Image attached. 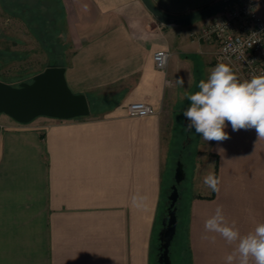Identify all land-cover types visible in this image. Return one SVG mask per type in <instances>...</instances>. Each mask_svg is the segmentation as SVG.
Segmentation results:
<instances>
[{
	"label": "crops",
	"instance_id": "crops-1",
	"mask_svg": "<svg viewBox=\"0 0 264 264\" xmlns=\"http://www.w3.org/2000/svg\"><path fill=\"white\" fill-rule=\"evenodd\" d=\"M149 1L182 16L220 0ZM0 19L23 23V45L39 46L24 55L62 64L68 87L90 103L88 115L72 118L0 117V264H156L174 109L190 104L197 65L218 63L215 44L202 37L205 19L163 24L141 0H0ZM157 49L170 53L164 69L154 64ZM132 101L152 112L128 115ZM225 130L227 141L204 140L205 176L211 162L221 184L217 193L194 179L188 264H226L234 250L204 228L217 206L241 235L264 223V139L255 129Z\"/></svg>",
	"mask_w": 264,
	"mask_h": 264
},
{
	"label": "clouds",
	"instance_id": "clouds-1",
	"mask_svg": "<svg viewBox=\"0 0 264 264\" xmlns=\"http://www.w3.org/2000/svg\"><path fill=\"white\" fill-rule=\"evenodd\" d=\"M175 83L182 87L185 80L180 77ZM198 89L187 96L190 106L183 111L188 121L185 131L191 133L195 129L207 142H224L230 139L225 130L230 125L232 132L255 129L258 139H264V74L241 81L228 64L217 63L209 70L207 79L199 81ZM217 151L224 153L225 150L218 147ZM203 183L213 192L220 191L221 180L214 173L206 175ZM204 228L218 233L227 244L236 245L225 257L226 264H264V223L241 235L235 221L232 224L226 221L223 206H217Z\"/></svg>",
	"mask_w": 264,
	"mask_h": 264
},
{
	"label": "rangeland",
	"instance_id": "rangeland-1",
	"mask_svg": "<svg viewBox=\"0 0 264 264\" xmlns=\"http://www.w3.org/2000/svg\"><path fill=\"white\" fill-rule=\"evenodd\" d=\"M210 16L205 17V21ZM4 18V17H3ZM3 19H0V22ZM25 36V28L23 23H0V80L7 82L12 85H18L21 81H30L32 76L42 71L47 65L57 62L56 60L44 59L41 54H30L31 58H27L23 50L26 49H37L39 46L29 45L25 43L23 45L22 40ZM24 42V41H23ZM47 45V44H46ZM51 45V44H50ZM31 48H30V47ZM52 46V45H51ZM54 46V45H53ZM54 48V47H53ZM214 67H210L212 69ZM209 70H201V67H196V83L193 91L189 93L193 94L198 91V84L201 79H207ZM241 81L244 80L238 75ZM188 106H179L174 109L172 119L173 142L167 153L165 159V172L163 176V188L165 194L162 199V203L159 205L157 213V224L154 230V245L155 258L158 245V232L161 225V220L164 213L167 210L169 200L167 195L170 191V186L174 182L175 168L178 163H181L184 167L185 176L177 184L179 191V197L176 203V231L169 245V258L171 264H188V255L186 250V232L184 230V223L188 211V202L193 193L196 191L194 186V179L199 180L205 177L206 161L204 150V140L201 136L195 133V129L191 133L185 131L183 124V111ZM0 117H7L13 119L5 113H0ZM186 133L189 134V139L186 138ZM183 145L185 147H183ZM211 162L208 163V170L211 172ZM199 172V173H198ZM195 176V177H194ZM205 184L203 183V186ZM154 264V260L151 261Z\"/></svg>",
	"mask_w": 264,
	"mask_h": 264
},
{
	"label": "water",
	"instance_id": "water-1",
	"mask_svg": "<svg viewBox=\"0 0 264 264\" xmlns=\"http://www.w3.org/2000/svg\"><path fill=\"white\" fill-rule=\"evenodd\" d=\"M153 17L163 24L184 25L210 16L238 0H220L204 8L182 16H171L158 10L149 0H141ZM65 67L49 64L34 74L30 81L12 85L0 80V113H5L15 121L26 123L37 116L72 118L88 115L90 103L84 93H75L68 87L64 77ZM184 123L187 119L183 116ZM183 167L175 168L174 182L167 198V215L162 218L158 232L159 250L164 257L163 264H170L169 245L176 231V203L179 197L177 184L183 179Z\"/></svg>",
	"mask_w": 264,
	"mask_h": 264
},
{
	"label": "built area",
	"instance_id": "built-area-1",
	"mask_svg": "<svg viewBox=\"0 0 264 264\" xmlns=\"http://www.w3.org/2000/svg\"><path fill=\"white\" fill-rule=\"evenodd\" d=\"M202 37L215 44V60L230 65L244 80L264 74V0H238L210 15L203 23ZM169 55L168 50L157 49L153 53L155 66L164 69ZM151 112L152 107L144 101L127 105L130 116Z\"/></svg>",
	"mask_w": 264,
	"mask_h": 264
},
{
	"label": "flooded vegetation",
	"instance_id": "flooded-vegetation-1",
	"mask_svg": "<svg viewBox=\"0 0 264 264\" xmlns=\"http://www.w3.org/2000/svg\"><path fill=\"white\" fill-rule=\"evenodd\" d=\"M188 123V122H187ZM170 191H171V189H170ZM170 191H169V193H170ZM168 193V194H169ZM168 196V195H167ZM169 204V203H168ZM167 212H168V210H166V212L164 213V215H163V217L164 216H166L167 215ZM162 217V218H163ZM161 222H162V220H161ZM162 225V224H161ZM159 246H160V242L158 241V245H157V251H156V264H163V262H164V257H163V255L161 254L162 252H161V250H159ZM160 259L163 261V262H160Z\"/></svg>",
	"mask_w": 264,
	"mask_h": 264
},
{
	"label": "trees",
	"instance_id": "trees-1",
	"mask_svg": "<svg viewBox=\"0 0 264 264\" xmlns=\"http://www.w3.org/2000/svg\"><path fill=\"white\" fill-rule=\"evenodd\" d=\"M53 64H55V63H53ZM59 65H62V64H59Z\"/></svg>",
	"mask_w": 264,
	"mask_h": 264
}]
</instances>
